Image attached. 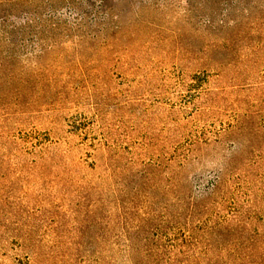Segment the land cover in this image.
<instances>
[{"label": "rangeland", "instance_id": "obj_1", "mask_svg": "<svg viewBox=\"0 0 264 264\" xmlns=\"http://www.w3.org/2000/svg\"><path fill=\"white\" fill-rule=\"evenodd\" d=\"M4 11L0 264H264V0Z\"/></svg>", "mask_w": 264, "mask_h": 264}, {"label": "trees", "instance_id": "obj_2", "mask_svg": "<svg viewBox=\"0 0 264 264\" xmlns=\"http://www.w3.org/2000/svg\"><path fill=\"white\" fill-rule=\"evenodd\" d=\"M104 1V0H103ZM103 7V6H102ZM4 16H2L0 19V35L2 37H0V47L4 46L5 42H7V40L10 38L9 36L12 35V30L11 27H13V25H11L10 21H9V14L4 11ZM247 261L250 262V264H257L255 261H251L249 260L253 255L252 253L247 254Z\"/></svg>", "mask_w": 264, "mask_h": 264}]
</instances>
